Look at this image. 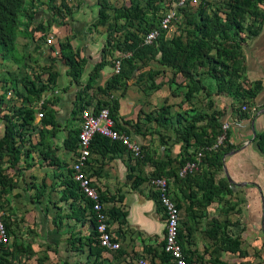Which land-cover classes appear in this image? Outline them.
<instances>
[{"label":"crops","instance_id":"crops-1","mask_svg":"<svg viewBox=\"0 0 264 264\" xmlns=\"http://www.w3.org/2000/svg\"><path fill=\"white\" fill-rule=\"evenodd\" d=\"M229 1L223 2L226 13ZM216 3L215 0H208L206 5H212L213 8ZM256 10L262 13L263 18L255 35L247 36V32L243 34L238 29L235 30L237 33H232L234 30L227 33L230 42L224 44L238 45L242 63L236 76L231 78L228 84H224L223 88L221 86V89L218 90L216 82L203 73L204 65L192 64L189 76L191 81H198L199 86L195 91L192 82H188L183 74L160 65L157 62L159 56H156L153 64L157 68L150 65L146 75H149L150 71L160 70L164 72L165 76L162 80L163 83L157 84L156 77L149 76L146 77V81L144 80L142 91L136 92L133 84L138 80L137 77L140 74L139 70H136L133 76L124 81L120 89L106 94L102 93L104 95L101 99L102 103L107 104L112 100L116 104L117 128L126 131L129 137L140 146L142 153L140 159H134L124 148L115 144L98 140L90 143L89 158L84 167V173L90 178L92 186L99 195L112 241L118 244L116 251L100 248L95 237H91L87 233L92 232V228L91 214L85 200L80 194H76L75 198L71 197L72 192L68 188L67 190L64 188L68 180L74 182L71 165L76 153L75 134L79 128L78 113L82 108H96L95 105L100 103L98 101L100 97L93 91L103 89L106 81L112 77L107 68L101 67L96 79L86 90L82 88L86 82L82 86L80 85L82 81L79 82L80 84L72 83L65 75L56 76L53 93L58 97L46 102L47 111L50 112V117L47 112L50 121L47 122L45 118L41 119L39 130L32 129L40 120L33 113L32 119L26 124L21 123L17 129L12 127L10 122L2 125L0 140L4 136L6 126L12 131V140L5 144L6 146L0 147V151L15 146V138L20 132L25 136L32 133L31 138L36 139L31 142L32 146L35 145L33 150L36 151V154H30L31 158L18 156V152L14 151L13 156L0 159V180L2 182L6 180L7 184L12 183L8 187L12 196L16 193L20 194L19 197H14L9 202L7 199L10 200L11 196L6 194L8 189L0 186V189H4L0 197V214H20L26 209L29 210L28 214L31 215V220L28 225L38 231V236H40L37 244L34 243V240L29 241L34 243L32 244L34 252L43 249L40 248L39 243L58 244V250H62L64 254L62 255L63 260L69 264H75L78 259L86 264H137L139 260H145L148 264L149 254L157 251L159 244L163 241L164 234L163 213L159 204L153 200L154 191L148 182L154 172L159 173L168 182L169 193L178 206L181 244L183 248L189 250L190 256L193 251L196 255H201L200 252H205L204 250L207 248L202 243H208L210 239L213 241V237L208 235L213 229V224L206 231L208 236V238L205 237L206 241L202 240L204 225L208 220L212 223L213 221H217L219 224L228 223L226 228L230 231L227 235L233 239H239V249L242 251H245L244 246L249 240L252 243H257L261 238H264V230L261 227L258 231L257 224H255L258 218L263 217L264 210V156L257 150L255 141H253L254 134L264 130V1L256 4ZM226 13L222 14L224 19ZM213 15L216 14L212 13L207 16L211 18ZM217 16L219 17L221 14ZM250 16L251 14L248 13L244 19L247 17L251 19ZM224 19L221 20L224 22ZM164 37L168 40L171 38L168 37V33ZM57 50L59 51V49ZM78 53L80 57L86 54L81 50ZM210 54H214L213 49ZM51 55H53L52 52ZM3 66L4 63L0 60V72ZM88 75L81 73L80 76L86 77L87 81ZM153 85H156V88L154 87L152 90L150 86ZM20 87H23L24 94H22L26 100L23 83L22 85L14 83L12 89H9L3 97L0 96V102L1 98L2 102L5 98H13L14 90L19 91ZM62 88H66V90L61 91ZM188 91L190 92L187 93ZM249 91L254 92V95L248 98L247 92ZM177 94L180 95L177 96ZM176 98L180 100L179 104L182 108L173 105V100ZM197 100L200 101L199 105H194L193 103ZM20 101L22 100L20 99ZM145 102L149 111L144 106ZM189 103L193 104L192 107L195 109L189 107L187 110L190 111L184 112L182 109ZM243 103L247 107L246 112L240 110ZM19 104V102L15 104L16 109L21 107ZM2 108L5 113H8V108L5 109L4 106ZM143 108L144 111H142ZM158 108L159 114L153 119L150 113ZM17 114L19 113L17 112ZM183 114L190 117L200 115L203 120L198 122L197 126H203L206 118L212 115L218 118L219 124L228 123L224 148L229 147V150L221 159V173L226 182L227 175L230 181L236 184L230 185L227 182L232 189L230 195L243 194L244 201L235 206V213L228 212L221 216L222 221L214 214V218L210 219V211L214 212V209L210 207L213 203L208 204L201 213H198L196 212L197 208L193 206L194 203H190L186 199V196L196 189V184L190 183L187 188L190 181L171 183L172 171L177 170L182 154V145L175 133L177 128H175L174 122H179ZM170 120H173V124H169ZM72 123L76 126H73ZM66 141L68 147L64 146ZM190 143L187 150L193 148ZM206 167L204 164L199 165L194 176H202L200 173L207 170ZM1 176H5V179ZM216 177L217 179H215ZM215 178L216 182L223 180V177L219 175H216ZM61 181L64 185L59 186L61 192L56 193L53 190L56 188L55 183ZM24 183L28 184L29 192ZM25 189L27 193L24 192ZM189 189H191L190 192ZM62 192L65 195L63 199H60ZM55 196L57 199H54ZM48 199L58 200L59 202L55 206H66L67 208L63 218L60 219V221H64L59 233L53 225L47 231L42 227L45 223L44 212H46L45 204ZM61 238H64L63 243L59 240ZM67 242L69 247L66 250L62 249V244ZM46 245L43 247L45 248ZM212 248L208 254L213 250ZM262 250H264V246ZM224 253L240 257L237 253L232 254L226 251ZM53 254L47 250L45 254L47 260L43 264H51ZM206 257L208 258L207 254ZM260 257L261 260H264V253H261ZM192 260L195 261L194 258ZM218 260L225 262L221 257ZM193 262L192 264H195ZM57 263L59 264V261Z\"/></svg>","mask_w":264,"mask_h":264},{"label":"rangeland","instance_id":"rangeland-1","mask_svg":"<svg viewBox=\"0 0 264 264\" xmlns=\"http://www.w3.org/2000/svg\"><path fill=\"white\" fill-rule=\"evenodd\" d=\"M225 0H215L216 5L212 8V5L207 6L208 0H189V5H185L177 10L174 21L171 24V29L168 31V37H176L180 36L181 40L185 42L187 39H191V34L187 33H196L193 29L192 24H188L186 16H191L195 23H198L199 19L197 16V10L202 7L205 16L211 15L215 13L216 15L221 14L219 16L220 19H224L222 14L225 12V7L223 2ZM107 8L104 10L105 18L100 20L97 16L98 10V1L97 0H26L24 4V9L19 15V25H18V33L15 39V49L12 52L11 57L6 59H0L4 66L0 72V96L3 97L5 93L12 89V85L14 83H19L24 85V88H28L31 84L34 88V91L38 89V87H42V92L40 95L41 98H33L31 101H27L24 98L23 87H20V90H14L15 96L13 98H5L4 102H0V130L2 125L6 122H10L12 127L21 126V120L17 112L19 110L28 109L31 110L33 114L42 113L43 117L41 119H47L50 121L47 115V106L46 102L52 100L53 98H57L58 96L53 93L54 82L56 80V76L65 75L68 77L70 82L79 83L80 81L82 85L86 82V77L83 78L81 73L86 74V76L91 72V67L94 63L99 64L102 63L103 66L107 68L108 73L113 76V60L118 54L127 53L126 47L130 45L132 39H130L127 35H133L136 39L141 40L145 31L148 29L156 27L158 21L161 18V15L168 9H171L173 5H175L174 0H107ZM120 13L118 16H116ZM130 15L136 14V17H131L130 19H124L122 14ZM250 19H244L240 25L239 32L246 34V26L249 25ZM232 33H237L236 31ZM235 35V34H233ZM240 38V36H238ZM67 45L69 50L72 53H75V65L69 68L67 66V62L65 59L60 57V54L54 55L53 52L55 49ZM83 53L86 52L85 55H79V50ZM51 52L53 55H51ZM92 59V60H91ZM154 58L143 60V64L140 67L139 73L143 75L140 80L135 81L133 84L136 92L142 91V86L144 85V80L146 81V74L148 69L151 66H154L156 69L157 66L153 64ZM94 61V62H93ZM151 61V62H149ZM149 62V63H148ZM95 64V65H96ZM135 67H139L140 63L138 61L134 62ZM126 72V66L121 65V70L118 76L122 75ZM142 72V73H141ZM2 73V75H1ZM150 76L156 77L157 84L163 83L162 80L164 76V72L160 70L150 71ZM139 74V75H140ZM53 78L51 81L50 78ZM73 79L76 82L72 81ZM121 83L124 78L119 79ZM13 81V82H12ZM12 82V83H11ZM83 86V85H82ZM156 88V85L150 86V88ZM84 88V87H82ZM66 90V88H62L61 91ZM153 90V89H152ZM156 90V89H155ZM96 95L100 97L98 100L100 103H97L95 106L98 108L99 106H105L107 104L112 105V100L109 103H102L103 92L101 90L93 91ZM23 93V94H22ZM151 93V92H150ZM39 95V96H40ZM180 94H177L179 96ZM97 98V97H96ZM20 99L22 101H20ZM97 101V100H96ZM21 105L19 108H15V104ZM114 102V101H113ZM173 105L181 106L179 99L173 100ZM199 102H194V105H199ZM102 104V105H101ZM193 104L185 105L182 109L184 112L190 111L187 108L192 107ZM8 108V113L4 112V109ZM145 108L147 106L145 102ZM30 107V108H29ZM182 108V106H181ZM192 109H195L192 107ZM145 109L143 108L142 111ZM149 111V108H146ZM159 108L151 111V117L154 119L159 113ZM191 118L188 115L181 116L179 122H174L175 133L182 131V127L191 121ZM38 119V118H37ZM41 119L38 120L35 129L36 131L41 128ZM173 120H170L169 124H173ZM156 124V123H155ZM73 126L76 124L72 123ZM20 131V130H19ZM24 131V130H23ZM25 132H27L25 130ZM24 133V132H23ZM180 134V133H179ZM32 133H29L27 136L23 135L22 132L15 138V146H11V149L1 150L0 151V159L3 157L13 156L14 151L18 152V156H24L26 158H31L30 154H36L32 146L31 142L36 141V139L31 138ZM179 137V135H178ZM46 141H48L46 139ZM187 151H192L187 150ZM28 152V154H25ZM38 157V156H35ZM14 159V158H12ZM37 161V159H36ZM216 175L223 177L221 173V168L216 171ZM5 177V176H4ZM3 176L1 178L5 179ZM152 178V177H151ZM217 179V177L215 178ZM222 179V178H221ZM173 178L171 183L173 184ZM1 187L7 188V195L11 196V199H7L9 202L12 201L14 197H19L20 194L16 193L13 196L10 194L9 185L6 180L2 182L0 180ZM175 184V183H174ZM56 188L53 190L56 193L61 192V188L59 186H63V182L55 183ZM24 186H27L28 192L30 191L28 184L24 183ZM178 187V186H177ZM4 189H0V197L3 193ZM27 193V190H24ZM196 195L198 192L196 190H192ZM193 200L188 199L190 203H194L196 212L201 213L203 209L201 208V203H198V197ZM57 199V196L54 197ZM244 201L243 194L231 196L224 194L214 199L210 205L214 212L210 211V219H213V214L215 217H218L221 221L226 211L230 213H235V206L238 203ZM46 205V212H44L45 223L42 227L45 231L50 228V226H54L57 233H59V229L63 226V221L61 220L64 216V212L66 211V206H55L59 201L58 200H50L48 199ZM176 202V201H175ZM201 202V200H200ZM51 207V208H50ZM29 210H24L23 213L20 214H11L8 213L6 215L0 214L3 220V226L6 231L7 242L5 245L0 246V264H43L45 260H47L46 251L53 252L54 256L52 263L55 264H69L64 261L62 258V250H58L57 245H46L40 244V249L37 252H34L32 248V244L38 243V231L29 227L28 222L31 220V215L28 214ZM198 215V214H197ZM37 217V216H34ZM200 217V216H199ZM181 219V218H180ZM249 219V218H248ZM181 221V220H180ZM260 221L261 217L256 220L257 229L260 231ZM53 222V224H52ZM212 222L208 220L207 224H205V229L203 230L202 240L208 238L206 235V231L210 228ZM230 225H232L230 223ZM263 225H264V210H263ZM263 229V228H262ZM230 230L224 228V233L228 234ZM40 232V231H39ZM90 236L92 232H87ZM45 236V232H44ZM206 237V238H205ZM44 238V237H41ZM34 240V243L29 242ZM60 242H64V238L59 239ZM260 243V244H259ZM68 242L62 244L61 248L66 250L69 246ZM207 246L205 252L201 255L195 254L194 251L191 252V257H189V250L185 249V254L187 257L194 258L195 261L190 260L189 264H211L212 259H217L221 257L222 261H225L226 264H264V260H261V253H264V238H261L257 243H252L250 240L244 246V257H237L230 254H225L220 251V242L216 239H210L208 243L204 242ZM46 247L44 248L43 246ZM76 247V246H74ZM213 247V248H212ZM212 248L211 252L208 251ZM75 249V248H74ZM58 251L59 254H58ZM219 252V253H218ZM162 253V242L159 244V247L155 253L149 254V259L147 261L148 264H164V262L160 259ZM204 253V254H203ZM208 255V258L206 257ZM219 254V255H218ZM60 255V256H58ZM195 256V257H194ZM51 263V264H52ZM75 264H86L83 263L82 260H76Z\"/></svg>","mask_w":264,"mask_h":264},{"label":"trees","instance_id":"trees-1","mask_svg":"<svg viewBox=\"0 0 264 264\" xmlns=\"http://www.w3.org/2000/svg\"><path fill=\"white\" fill-rule=\"evenodd\" d=\"M97 1V16L100 18V20H103L105 18L104 10L108 6L107 0ZM261 1L264 0H230L226 7L228 9V12L225 15L226 18L224 19V22L217 15H213L211 16V18H208V16H205L202 7H200L197 10V16L199 19L198 23H195L191 16H186L188 24L190 23L193 25V29L196 33H187L191 34L192 36L191 39H187L185 42L181 40L180 36L171 37L169 40L165 39L164 32H160L158 37L150 45H141L142 39L138 40L136 39V37H133V35H127L130 39H132L130 45L126 47V50H128L127 53H129L130 56L121 60V65L123 62V64L126 66V72L120 76H118L120 71L117 75H113L109 80L106 81L103 89L100 90L104 94H106L110 91L120 89L123 86L125 80H128L131 76H133L136 70H140V67L142 66L141 64L144 63L143 60H145L146 58L152 59L156 56H159L157 62L160 65L166 66L171 70H175L183 74L187 78L188 82H192L191 84L195 86L193 88L195 91L199 86L198 81H191V78L189 76V69L192 64L204 65L205 71H203V73L207 74L216 82L218 90L221 89V86L223 88L224 84H228L231 78L236 76V72L241 69L242 63V55L240 49L238 48V45L234 43L224 44L225 42H230V37L227 35V33L232 30L235 31L237 29H241L240 25L244 20V16L250 13L251 19L249 25L246 26V32L247 36L255 35L263 18L262 13L256 10V4L260 3ZM25 2L26 0H0V59L11 57L12 52L15 49V39L18 33L19 25V15L24 9ZM119 14L120 13H118L116 16H118ZM122 16L124 17V19H130L131 17H136V14L130 15L129 13H127L122 14ZM159 21L154 28L158 27ZM151 29L145 31V34ZM58 49L60 57L66 60L67 66L69 68L73 67V65H75V53H72L67 45L61 46ZM212 49L214 50V54H210ZM135 61H138L140 63L139 67L134 66ZM102 66L103 64L99 63L92 67V70L88 75L83 89L86 90L90 88L92 81L96 79L98 71ZM146 76L149 77L150 74ZM121 77L124 78L122 83L119 80ZM141 77H143V75L140 74L137 79L140 80ZM50 79L51 81H53L52 77ZM72 81L76 82L75 79H73ZM25 91L26 100L31 101L33 98H37L41 94L42 87H38V89L34 91L33 86L30 84L28 88H25ZM189 92L190 91H188L187 93ZM253 95L254 92H247L248 98L252 97ZM243 104L245 105V103ZM100 107L102 106H99L98 108L96 107L94 109L97 110ZM104 107H107L109 110L110 117L114 123V128L127 134L126 131L119 130L116 126L115 102L112 101L111 107L109 104L105 105ZM47 112L50 117V112ZM18 113L22 124H26L32 119L31 110L21 109L18 111ZM201 120H203V118L200 115L191 118V121L182 127V131L179 132L180 134L178 133L179 140L182 145V154L180 156L177 169L185 162L193 160L194 155L202 150L203 147L212 145L215 141L216 136L218 135L220 124L218 123L217 117H215L214 115L208 116L203 126H197L196 124ZM47 122H44V124H47ZM77 132L75 134V143ZM11 135V129L6 126L4 136L0 140V147L12 140ZM95 140L104 141L106 143L109 142L108 140L100 138L98 136L93 137L91 142ZM253 141H255L257 150L264 156V130L259 133H255ZM189 143L193 146L191 152L187 151ZM112 144L117 145L116 143ZM224 145L218 147L213 151L203 152V157L200 160V166H202L203 164L206 165L207 170L203 171L202 174L200 173V175H202L200 176L201 178L193 175L187 176L185 179H179L176 175L177 170L175 172H173L174 170L172 171L171 177L174 179L173 182L175 184L186 183L190 181L187 184V188H189L190 183L196 184L195 190L198 192V194L196 195L194 192H190L191 189H189L190 194H188L186 198L190 199L193 198V196H195L196 198L198 197L199 199L197 201L198 203H201L200 206L202 209L219 196H222L224 194L230 195L232 192V189L230 188L231 186H229V184L225 180H219L217 182L214 180L216 171L221 168V159L223 155L229 150V147L224 148ZM64 146L68 147L67 141L64 143ZM157 177L161 176L159 173L154 172L152 178ZM64 188L65 190H67L68 188V190L72 192L70 196L73 198L76 197V194H80L78 191L77 183L72 182L71 180H68ZM64 195L65 194L62 192L60 199H63ZM80 196L83 198L82 195ZM84 200L86 206L88 207L89 213L91 214V237H95L96 239V233L94 231V215L90 210L91 205L89 201H87L86 199ZM153 200L158 203L157 195L155 193L153 195ZM177 207L178 206L176 204V208ZM228 212L229 211H226V214ZM212 224L213 229L210 230L208 235L220 242V251H226L232 254L237 253L238 256L244 257L245 252L239 249V239H233L224 233V228L227 227L228 223L219 224L217 221H213ZM177 239L180 244L182 253L185 257V262L186 264H189L190 260L192 259L190 258L189 260V257L191 256L189 255V257H187L185 254V250L181 244V234L179 230ZM92 242H94L93 239ZM161 254L162 255L160 259L164 262V264H168V255L164 254L163 251ZM211 264L226 263L214 258L212 259Z\"/></svg>","mask_w":264,"mask_h":264},{"label":"built area","instance_id":"built-area-1","mask_svg":"<svg viewBox=\"0 0 264 264\" xmlns=\"http://www.w3.org/2000/svg\"><path fill=\"white\" fill-rule=\"evenodd\" d=\"M174 1L175 5L161 15L158 27L151 29L142 37L141 45H150L158 37L160 32L166 34L170 31L177 10L187 4L189 5V0ZM53 54H59L57 48ZM129 56V53H124L118 54V56L115 57L112 63L114 75H117L120 71L121 60ZM240 110L246 112L247 107L242 105ZM36 117L41 119L43 117L42 113H38ZM78 119L79 128L76 137V153L71 165L72 178L78 185L80 195L89 201L91 205L90 210L94 215V231L96 233L98 246L107 251H116L118 249V244L112 241L101 200L97 191L92 186L90 178L84 173V167L89 158L90 143L95 136L123 147L134 159H140L141 149L140 146L129 137V135L114 128V123L107 107L102 106L97 110L94 108H82L78 113ZM227 131L228 123H221L214 143L210 146L203 147L202 150L194 155L193 160L187 161L180 166L176 172L177 177L179 179H185L187 176H193L198 170L200 160L203 157V152H210L223 146L226 140ZM148 182L149 186L157 195V200L163 213L164 234L162 251L164 254L168 255V264H186L185 257L177 239L179 230V211L169 193L168 182L166 178L163 177L150 178ZM6 242V231L0 215V246L5 245ZM137 264H146V261L139 260L137 261Z\"/></svg>","mask_w":264,"mask_h":264},{"label":"water","instance_id":"water-1","mask_svg":"<svg viewBox=\"0 0 264 264\" xmlns=\"http://www.w3.org/2000/svg\"><path fill=\"white\" fill-rule=\"evenodd\" d=\"M222 168L224 169V166H222ZM226 179H227V182L230 184V185H236V184H234L232 181H230V179L227 177V175H226ZM263 203V202H262ZM263 208H264V205H263ZM261 223V227L263 228V230H264V225H263V217L261 218V221H260Z\"/></svg>","mask_w":264,"mask_h":264}]
</instances>
